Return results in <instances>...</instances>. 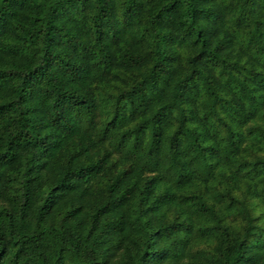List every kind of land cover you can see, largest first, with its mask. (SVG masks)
<instances>
[{"label":"trees","instance_id":"obj_1","mask_svg":"<svg viewBox=\"0 0 264 264\" xmlns=\"http://www.w3.org/2000/svg\"><path fill=\"white\" fill-rule=\"evenodd\" d=\"M0 264H264V0H0Z\"/></svg>","mask_w":264,"mask_h":264}]
</instances>
